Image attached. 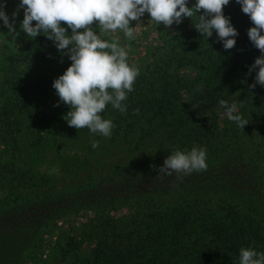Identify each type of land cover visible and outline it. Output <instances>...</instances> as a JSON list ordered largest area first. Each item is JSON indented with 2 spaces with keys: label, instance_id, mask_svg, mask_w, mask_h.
I'll use <instances>...</instances> for the list:
<instances>
[{
  "label": "trees",
  "instance_id": "16d2710c",
  "mask_svg": "<svg viewBox=\"0 0 264 264\" xmlns=\"http://www.w3.org/2000/svg\"><path fill=\"white\" fill-rule=\"evenodd\" d=\"M194 2L189 0V6ZM223 11L239 31L232 49L225 50L215 33L202 37L194 26L197 15L184 17L180 24H191V29L173 39L161 36L156 60L139 66L134 90L124 101L127 111L109 104L102 113L115 124L110 137L141 129V117L148 122V132L163 138L156 141L153 156L133 161L134 172L122 176L116 166L99 182L0 197V264H23L25 254L39 247L42 227L77 208L95 209L101 216L125 209L128 218L125 239L98 243L90 264H239L241 247L264 251V171L248 147L257 134L264 144V86L250 87L255 72L248 74L261 52L248 37L253 22L240 4L230 0ZM156 27L161 33L165 26ZM175 43L179 50L161 51L165 44ZM38 44L32 43L29 59L26 53L10 58L9 72L1 81L5 97L0 103V136L12 141L13 154L25 152L23 137L29 135L37 151L51 137L93 134L67 123L63 118L70 110L67 104L56 106L59 97L52 84L71 63L68 56L60 52L57 62L43 61L47 53L38 51ZM41 54L43 58L38 57ZM23 61L26 67L19 71ZM175 64H189L193 78L171 72ZM54 65L43 73V68ZM185 90L190 93L188 104L182 102ZM221 98L242 100L238 111L249 121L243 129L222 121ZM193 145L206 147V170L182 179L174 171L159 173L171 150ZM109 233L105 229L103 236Z\"/></svg>",
  "mask_w": 264,
  "mask_h": 264
},
{
  "label": "clouds",
  "instance_id": "9594fccd",
  "mask_svg": "<svg viewBox=\"0 0 264 264\" xmlns=\"http://www.w3.org/2000/svg\"><path fill=\"white\" fill-rule=\"evenodd\" d=\"M7 2L0 0V24L9 33L20 34L15 19L22 9L20 29L27 37L44 35L71 61L52 84L59 97L56 106L64 103L70 109L63 118L70 126L86 127L106 138L112 135L115 124L102 113L109 104L122 113L127 111L124 101L134 90L141 69L129 62L127 48L130 45L122 44L118 36L105 39V35L119 30L128 41L135 39L136 26H130L131 21L140 22L146 12L165 27L174 23L179 25L184 17L192 18L195 14L198 16L194 25L196 30L206 39L215 33L225 50L236 45L239 35L231 17L223 11L230 0H195L191 7L189 0H19L11 17L6 11ZM236 2L253 22L248 37L261 52L249 66L248 74L255 72L250 87L255 88L257 83L264 86V0ZM200 10L203 12L198 15ZM218 103L227 118L238 127L243 129L249 123L238 111L236 102L221 98ZM98 146L99 141H94L93 147ZM206 161L207 149L203 145H193L191 149L176 148L164 159L159 173L171 175L174 171L182 179L193 172L206 170ZM239 264H264V251L253 246L241 247Z\"/></svg>",
  "mask_w": 264,
  "mask_h": 264
},
{
  "label": "rangeland",
  "instance_id": "374dc122",
  "mask_svg": "<svg viewBox=\"0 0 264 264\" xmlns=\"http://www.w3.org/2000/svg\"><path fill=\"white\" fill-rule=\"evenodd\" d=\"M16 3H8L6 11L11 17L16 10ZM23 10L21 9L15 19V27L20 33L18 36L9 33L6 27L0 24V103L4 99V89L1 85L3 75L9 72L8 61L18 54H27L28 59L33 54L32 43L40 46L38 51H45L47 56L43 61L50 60L57 62V50L53 42L44 35L36 38L27 37L20 29L23 20ZM35 23V21H33ZM66 26V22H61ZM96 21L93 22V27ZM157 21L151 19L149 13H145L140 18V22L131 21L130 26L135 28V39L128 41L123 32L116 31L105 35V39L119 37L120 42L130 45L129 62L138 66L155 61L158 53L157 43L162 39H170L181 35L184 31L191 29V24L183 26L175 23L164 27L160 33L157 32ZM82 30V29H80ZM175 45V46H174ZM163 48L165 52L179 50L177 43ZM35 53V52H34ZM44 55H39L43 58ZM159 59V58H158ZM56 65L43 68V73L51 71ZM26 67L23 61L19 65V71ZM176 71L183 77L192 79L194 69L185 64L172 66L171 72ZM15 74V72H13ZM21 73V72H19ZM240 97V95L238 96ZM190 93L184 91L183 103L188 104ZM242 100H237L239 105ZM221 119L227 123L230 121L225 111L219 110ZM143 121L141 129L133 131L131 134H119L115 137H104L97 133L86 132L79 139H67L62 135L56 138H49L42 142L38 150H33V136L23 137L25 140V152L11 153L12 141L4 140L0 136V197L16 192L20 194L39 190H65L81 185L82 182L95 180L99 182L113 168L122 172V176L134 172L137 166L133 161L138 158L153 156L156 141L163 139L148 132V122ZM99 141L98 147H93L94 141ZM23 141V140H22ZM249 153L254 157L258 168L264 171V144L261 135L257 134L248 144ZM262 166V167H261ZM109 233L103 236V233ZM129 231L128 218L125 216V209L110 211L107 216H101L95 209L77 208L61 213L58 217L49 220L42 227L39 247L31 249L32 253H26L23 264H90L92 254L98 243L105 240L108 244L113 241L125 239L124 236ZM103 236V237H102Z\"/></svg>",
  "mask_w": 264,
  "mask_h": 264
}]
</instances>
